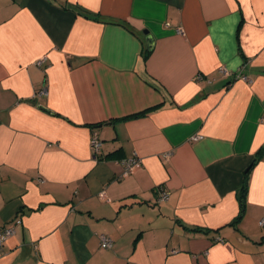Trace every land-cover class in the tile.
Listing matches in <instances>:
<instances>
[{"label": "crops", "instance_id": "1", "mask_svg": "<svg viewBox=\"0 0 264 264\" xmlns=\"http://www.w3.org/2000/svg\"><path fill=\"white\" fill-rule=\"evenodd\" d=\"M263 219L264 0H0V264H264Z\"/></svg>", "mask_w": 264, "mask_h": 264}, {"label": "built area", "instance_id": "2", "mask_svg": "<svg viewBox=\"0 0 264 264\" xmlns=\"http://www.w3.org/2000/svg\"><path fill=\"white\" fill-rule=\"evenodd\" d=\"M176 32L179 33V34H182V30L181 29H176ZM42 63H43V60H40V61L37 62V65L40 66ZM219 73L221 75H223V76H228V73H227V71L224 68H220L219 69ZM237 78H240V79L246 81V78L243 77V76L238 75ZM101 146H102V142H101L97 132L93 131L92 134H91V138H90V147H91L93 156L95 158L100 155ZM119 164L122 167V175L120 176V178L122 179L123 176L131 175L138 168H140L141 164H142V161L135 153H133L131 155V157L122 160ZM98 197H99V199L101 201L109 202V199L107 198L106 193H105L104 190L101 191L98 194ZM168 198H169L168 193H162L161 195H159L157 197L156 203L160 204V203L166 202L168 200ZM259 225L260 226H264V219L259 222ZM12 234H13V230L11 228L10 229L1 230L0 231V243L5 241ZM99 246L102 249H110L112 247V241L107 236L100 235L99 236Z\"/></svg>", "mask_w": 264, "mask_h": 264}, {"label": "trees", "instance_id": "3", "mask_svg": "<svg viewBox=\"0 0 264 264\" xmlns=\"http://www.w3.org/2000/svg\"><path fill=\"white\" fill-rule=\"evenodd\" d=\"M148 53H149V51H147V55H149ZM245 193H246V189H245V185H244L242 187V189H241V193H240V196H239V214H238L237 218L235 219V221L232 224H236L242 218V214H243V211H244V208H245Z\"/></svg>", "mask_w": 264, "mask_h": 264}, {"label": "water", "instance_id": "4", "mask_svg": "<svg viewBox=\"0 0 264 264\" xmlns=\"http://www.w3.org/2000/svg\"><path fill=\"white\" fill-rule=\"evenodd\" d=\"M143 34L146 36V49L150 52L153 46V41L150 37L147 36L146 32H144ZM33 104H36V101H33Z\"/></svg>", "mask_w": 264, "mask_h": 264}]
</instances>
